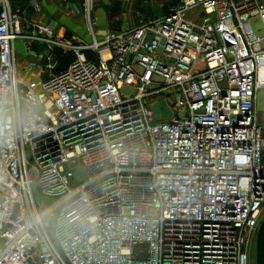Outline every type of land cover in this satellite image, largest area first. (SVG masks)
<instances>
[{"label":"built area","instance_id":"2783aa9c","mask_svg":"<svg viewBox=\"0 0 264 264\" xmlns=\"http://www.w3.org/2000/svg\"><path fill=\"white\" fill-rule=\"evenodd\" d=\"M92 4L69 12L85 42L0 0V264H249L264 217V5L176 0L114 32ZM56 51L75 57L59 73ZM160 101L169 121L155 120Z\"/></svg>","mask_w":264,"mask_h":264},{"label":"crops","instance_id":"0c3cea01","mask_svg":"<svg viewBox=\"0 0 264 264\" xmlns=\"http://www.w3.org/2000/svg\"><path fill=\"white\" fill-rule=\"evenodd\" d=\"M115 0H97L98 5H94V0L92 4L91 17L98 22V28L100 31L110 30V31H120L126 29L127 27H121L116 29L114 26H110L107 20V14L109 8L112 7V2ZM137 4V9L135 11L136 15V24L138 25L139 21H149L161 18L167 11V7L172 2V0H156L157 4L150 5L151 0H132ZM83 0H80L82 5ZM10 7L12 9H21L24 12V15L28 22L30 23H40L45 26L50 27L52 30L62 28L66 30V35L69 37L68 40L74 41L76 38V33L80 35L81 30L79 29L77 19L69 14L70 9H68L66 0H9ZM80 5V8H81ZM35 6L38 7V12L35 10ZM72 19L76 20V23H72L70 27L65 25L67 20ZM129 27V28H134ZM59 36H64L63 31L59 32ZM34 50L41 51L40 46L34 45ZM29 57V56H28ZM27 62L21 61V73L19 74L21 79L30 80L34 76V73L28 74L27 72ZM34 75V76H33Z\"/></svg>","mask_w":264,"mask_h":264},{"label":"rangeland","instance_id":"374dc122","mask_svg":"<svg viewBox=\"0 0 264 264\" xmlns=\"http://www.w3.org/2000/svg\"><path fill=\"white\" fill-rule=\"evenodd\" d=\"M94 5H98L97 0H94ZM260 4L264 5V0H257ZM68 9H71L73 4H76L77 6L80 7V0H66ZM157 4V1H154L150 3V5ZM137 9V4L132 1V0H115L112 2V7L109 8L108 14H107V20L110 26H114L116 29H120L121 27H134L135 22H136V15L135 11ZM78 22V27L81 30L80 35L76 33V38L74 37V41H79V40H84L85 42H89V38L87 36L86 32V27L84 25V20L81 16L75 17ZM67 20V19H64ZM72 23H76V20L69 19L67 20V25L70 27ZM99 29V28H98ZM253 29L256 32V34L260 37H264V31L261 27L260 24L258 23H253ZM63 31L64 34V39L68 40L69 37L66 35V30L62 28L55 29L54 32L59 36V32ZM16 57H17V65H18V73H21V61L27 62L29 60V57L27 54L24 52L22 49V46L20 42L17 41L16 43ZM257 112H258V120L261 125H264V89H260L258 92V107H257ZM78 174L79 180L82 181L86 177V172L84 171L83 168H79L78 171L75 172ZM33 197L34 200L37 204V207L39 211L42 209L46 208L48 204L46 202V199L42 197L40 194V191L36 189V187H33ZM264 219V217H263ZM46 223L49 227V234L54 238V232H53V223L51 221V218H47ZM249 257H250V263L249 264H255V243L251 246L250 252H249Z\"/></svg>","mask_w":264,"mask_h":264},{"label":"water","instance_id":"95a60500","mask_svg":"<svg viewBox=\"0 0 264 264\" xmlns=\"http://www.w3.org/2000/svg\"><path fill=\"white\" fill-rule=\"evenodd\" d=\"M155 120L169 121L172 113L164 101L152 108ZM255 264H264V219L262 220L255 240Z\"/></svg>","mask_w":264,"mask_h":264},{"label":"trees","instance_id":"16d2710c","mask_svg":"<svg viewBox=\"0 0 264 264\" xmlns=\"http://www.w3.org/2000/svg\"><path fill=\"white\" fill-rule=\"evenodd\" d=\"M175 2L176 0H173L171 3H175ZM74 59L75 57L72 53L62 54L60 51H56L55 61L57 62V67L55 72L59 73L61 71H64Z\"/></svg>","mask_w":264,"mask_h":264}]
</instances>
